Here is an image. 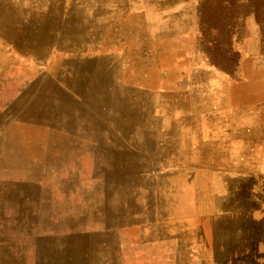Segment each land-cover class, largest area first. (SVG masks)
<instances>
[{
	"label": "rangeland",
	"instance_id": "rangeland-1",
	"mask_svg": "<svg viewBox=\"0 0 264 264\" xmlns=\"http://www.w3.org/2000/svg\"><path fill=\"white\" fill-rule=\"evenodd\" d=\"M148 1L67 0L65 5L63 0H54L55 6H58L56 7L58 18L62 13L65 20L74 23V28L84 27L82 23L75 25L74 5L83 7L89 4L90 6L84 8L88 17H99L98 10L92 13L94 4L97 6L101 4L106 12L102 14L100 26L94 33L79 35L73 33L74 39L77 37L79 39L72 41L71 44L57 43L51 55L32 56L30 49L19 52L8 43L6 53L11 57L1 60L3 63L0 66V86L4 89L12 87L21 89L29 81L37 79L41 84L48 80L53 82V85L66 89L78 91L100 89L105 97L114 96L118 107L122 106L120 98H126L129 108H132L147 100L136 94L139 90L152 92L153 97L149 98L152 102L158 100L163 91L169 92V95H172L170 91L188 92L191 82L175 79L176 75L187 74V71L174 63L182 61L189 70L195 72L197 67L194 64L199 60L201 65L198 70L206 79L212 80L210 82L212 93L208 98L211 102L225 101L228 104L221 107L218 115L216 114L214 129L215 134L219 129L218 120L219 123L224 122L221 132L226 142L220 148L225 147L226 160L220 164L214 162L210 167L206 166L205 162L199 163L197 158V169L200 172L209 170V173H213L214 189H217L216 185L221 177L244 175L252 179L249 189L256 191L260 202L253 211L258 219L259 231L257 236L248 241L249 262L246 264H264V169L250 167L247 163L253 149L249 145L254 139L250 138L261 133V128L264 127V48L262 56L248 55L251 50L243 42L244 27L246 22L248 24L250 16H255L264 37V0H259L263 2L259 6L245 5L224 10L223 16L228 15L232 19H225L223 24H218L220 28L210 26L213 20L205 26L202 25L200 0ZM246 2L247 0H241V3ZM224 24L227 28L221 29L225 27ZM173 26L179 28L182 38L176 43L177 50L175 43L171 44L173 41L167 45H161L159 41V32L174 34ZM180 52L182 58L178 56ZM29 61L31 65L27 66V69L34 67V78L25 75V71L20 74L22 70L19 64ZM206 62L211 63L210 68L206 66ZM217 63L223 65L224 69ZM64 74L70 75L73 79L61 82L67 79L62 76ZM36 93L24 97H17L15 94L12 97V109L3 108L6 113L5 120L9 121L12 127L18 115L22 111L24 113L28 104L34 100ZM90 99L92 98L72 99V104L86 106V109L90 110L94 106ZM74 100L76 102H73ZM161 100L164 104V97H161ZM80 106L76 109L78 113L83 111ZM197 112L200 118L209 117L206 112L201 110ZM91 114L85 116L83 120L89 118L90 123H94L98 116ZM102 120L113 124L116 116H102ZM200 131L203 139L207 136L209 140L212 139L211 127L207 131L201 124ZM2 139L1 136V143ZM172 145L177 148L179 143L167 139V146ZM259 149V155L264 154V147L259 146ZM165 154L168 155L169 152ZM157 171L162 172L160 166ZM236 228L238 229L235 236H239L237 234L241 233V228L237 225ZM213 237L214 233L210 227L208 232L206 227L204 228V234L201 232L197 234L194 231L184 233L178 244L181 264H235L233 258H226L224 263H221L217 253L210 247ZM24 244L22 243L21 249H18L20 254L18 261L20 264H31L29 247H25ZM5 245L0 241V264H13V260L16 259L14 252L10 257L9 250L1 251Z\"/></svg>",
	"mask_w": 264,
	"mask_h": 264
},
{
	"label": "bare ground",
	"instance_id": "bare-ground-1",
	"mask_svg": "<svg viewBox=\"0 0 264 264\" xmlns=\"http://www.w3.org/2000/svg\"><path fill=\"white\" fill-rule=\"evenodd\" d=\"M151 1L164 2V0H149L148 2ZM19 2L23 3V7H18ZM63 2L66 5L67 0H63ZM74 6L73 18H75V25L84 24V28L82 29L83 34L94 33L100 26L102 14L106 12L102 9L103 6L101 4L98 6L94 4L95 8L92 9V13L98 10L99 17L87 16V11L84 8L90 6L89 4L83 7ZM56 7L58 6H55L54 0L0 1V32H7L5 40H1L0 42V66L3 63L1 60L11 57L6 53L8 43L12 44L14 50L19 52L33 49L40 53L50 49L59 42L71 44L72 41L79 39V37L74 39V34L70 33L74 23L65 20L62 13H60V17L58 18ZM23 13H28L29 17ZM176 37H179L177 30L174 31L173 35L163 36L160 43L161 45H167L171 40L178 42V38L176 39ZM178 56L182 58L181 52ZM174 64L186 69L187 76L192 78L189 81L191 82V88L188 92L177 91L173 93L170 91L172 95H169L167 91H163L160 94V98L152 103L166 109L164 113L165 123L169 126V129H166L164 132L156 130V134L152 133V138L164 135L166 143L167 139L171 138L182 145L184 153L187 155L190 151H193V143L197 148L196 155L199 163L205 162L206 166H210L214 162L220 164V162L226 160L225 147L220 148L226 142L221 132L224 122L219 123L218 120L219 129L215 134L214 129L217 119L216 114L218 115L219 109L226 107L228 102L210 101L208 97L212 93V85L210 84L212 80L206 79L203 76L204 74L198 70L201 65L199 61H197V68H195L197 70L195 72L189 70L182 61H179V63L175 62ZM27 66L29 65L25 63L19 64L22 73L25 71V75L34 78L35 69L31 67L32 69L28 70ZM62 76L67 78L61 81L63 83L68 79H73L70 75L64 74ZM222 78L224 77L222 76ZM12 88L4 89L0 86V151H2L0 160V201L5 198L6 202L9 203L8 198L16 194L12 189H27V193L26 191H23V193H26L27 200H33L36 203L38 207V219L40 223L44 224L50 218L53 211V208L48 207L45 199L62 191V189H58L59 185L66 184L71 185L68 192L79 197L74 207L76 210L74 215H77L79 221L85 222L88 224V227H93L98 222L113 221L114 218L119 216V212L114 207L110 208L112 205L110 199L111 189H117L116 192L118 193L119 188L116 187V183L112 182L111 184H106L104 189L103 183L90 178V170H85V165L86 162L92 164V147L86 142L76 139L78 137L76 132H78L80 127L83 128L89 125V118L87 120H83V118L91 114V112H93L91 115H95L94 113H96V116L120 117L129 108L127 99L120 98L122 106L118 107L113 98L114 96L105 97L104 92L100 89H87V93H89L88 97L92 98L90 100L94 106L89 112L78 113L74 110L72 102L69 104L70 108L68 106V100L62 93V90L66 88L53 85V82L48 80H44L40 84L35 79L25 83L21 89ZM32 93H36L34 100L28 104L24 113L22 111L18 115L12 127L9 121L5 120L6 113L3 111V108L8 107L10 110L12 107V97L15 94L17 97H24ZM161 97H164V104ZM216 97L219 98L218 95ZM35 109H37L36 112H34ZM198 110L208 113L209 117L200 118ZM32 121L54 123L55 128L59 127L62 123L66 124L65 128L69 132L67 135L68 142L57 144L58 146L55 149H60L59 153L56 154L55 151L52 153L54 147L45 142L39 144L42 153L39 157H33L27 151L30 148V142H25V139L30 140L37 137L24 124L25 122ZM201 124H203V129L206 128L207 131L211 127L212 139L209 140V136L207 135L205 139L202 138V131H200ZM261 129V133L250 138L254 140L249 145L253 149L247 163L250 167L256 169H264V154L259 155V146L264 147V127ZM56 132L54 133L51 130L50 133V139H53L55 143L60 139ZM1 136L3 137L2 143ZM21 139L24 141L20 142ZM103 162L105 163L104 159ZM212 175L213 173L210 172L209 179L212 178ZM204 178H206V175ZM219 181L216 185L215 197L210 199L209 203H207L208 205L203 206L201 204L198 206L196 214L209 215L208 222L212 228L211 231L214 233V237L210 241V247L213 252L217 253L221 263H224L226 258H233L235 264H246L249 262V253L247 252L248 241L257 236L259 231L258 219L253 211H255L254 209L258 207L257 205L260 202L256 191L249 189L252 179L248 176H225L221 177ZM81 184L96 189H87L86 197L83 195L85 189H78L77 187ZM172 199L176 201L175 198ZM122 202L123 199L121 197L115 196L113 199V205L118 203L115 205L116 207L120 206ZM225 212L228 213L226 214ZM3 213L4 209L3 211L0 209V218ZM76 225L75 223L71 224L70 229H77ZM236 225L241 228V235L237 234L239 236H235L238 229ZM83 227L85 226L79 225V229ZM50 230L52 234H56L62 232L65 228L51 227L49 228ZM89 230L87 236L85 232H81L83 237L76 239L80 242L79 252L84 249L85 244L87 246L90 243L89 240L92 241V238L93 241L95 240V237L89 233ZM115 236L110 235L108 241L103 239L97 241V248L99 250L95 248V253L100 250L115 249L117 247V244L113 243ZM85 240L86 243L84 242ZM163 246H165L166 250L154 251L151 257L141 258L140 263L181 264L179 260L181 258L180 254L173 251L174 243L166 242ZM77 248L78 245L75 249ZM38 250H42L40 255H43L46 251L45 246L39 247ZM18 258L14 259L12 263L20 264ZM126 264H130V260H126Z\"/></svg>",
	"mask_w": 264,
	"mask_h": 264
},
{
	"label": "crops",
	"instance_id": "crops-1",
	"mask_svg": "<svg viewBox=\"0 0 264 264\" xmlns=\"http://www.w3.org/2000/svg\"><path fill=\"white\" fill-rule=\"evenodd\" d=\"M18 7H23V3L19 2ZM83 28L73 27L70 33L83 34ZM173 30L178 31L179 37L176 39L180 40L179 28L173 26ZM159 33V41H161V38L167 34ZM243 33H245L243 42L251 50L247 54L262 56L263 31L255 16L249 17ZM6 34L7 32H0V42L5 40ZM173 43L177 42H171ZM56 45L45 53L40 52L42 54L31 49V55H51ZM175 48L177 50L178 46ZM30 61L25 64L31 65ZM194 65L197 67V61ZM206 66L210 68L211 63L206 62ZM175 79L186 83L192 80L187 74L176 75ZM62 93L68 100V106L72 99L89 95L87 90L76 89H65ZM136 94L147 100L127 108L120 117H116L113 124H108L102 120V116H98L94 123L80 127L76 132L78 136L76 139L92 147V164L86 162L85 165V170H90V178L103 183L104 189L106 184L112 182L117 184L118 193L117 189H111L110 208H116L119 216L111 222H98L94 224L95 227H88V224L79 221L77 215H74L76 212L74 207L79 197L68 192L71 185L63 184L58 188L62 191L45 199L48 207L53 208V211L47 222L43 224L38 219L36 203L26 198L27 189H12L16 194L8 198L9 203L5 198L0 201V209L2 211L4 209L0 218V241L6 244L1 251L9 250L10 255H8L17 258L20 257L18 249L20 250L21 244L25 243L24 246L29 247L30 250L31 264H126V260H130V264H142L141 258L151 257L154 251L166 250L163 246L166 242H173V251L180 254L178 244L184 233L194 231L197 234L200 232L204 234L205 227L207 232L209 227L212 230L208 222L209 215L196 213L198 206L208 205L210 199L215 197L213 175L209 179V170L198 171L197 148L193 143V151L187 155L181 144L177 145V148L174 145L168 147L164 135L152 138V133L156 134V130L164 132L169 129L165 123L166 109L152 104L149 99L153 97L152 92L139 90ZM73 106L76 110L80 105ZM80 107L83 108L80 112L90 111L86 106ZM36 111L37 109L34 110ZM94 114L96 117V113ZM24 124L37 135L30 140L25 139V142H30L27 151L33 157L42 154L39 148L42 142L53 146L52 153L55 151L56 154L60 152V149H55L57 144L68 142L69 132L64 123L57 128L50 122L32 121ZM49 128L54 133L57 131L56 134L60 137L57 143L50 139ZM22 141L24 140L21 139L20 142ZM158 166L161 167L162 172L157 171ZM77 187L85 189L83 195L86 197L87 189H96L83 184ZM115 196L123 199L120 206H115L118 203L113 205ZM74 223L78 228L72 230L70 227ZM79 225L85 227L79 229ZM51 227H63L65 230L52 234V231H49ZM88 229L95 240L93 241V238L92 241L89 240L90 243L87 246L85 244L84 249L79 252L80 242L76 239L83 237L81 232H85L87 236ZM110 235H116L113 243H116L117 247L110 249L111 251L105 249L95 253V248L99 250L96 242L100 239L108 241ZM84 242L86 243V240ZM77 245L78 248L75 249ZM43 246L46 251L40 255L44 249L39 251L38 248Z\"/></svg>",
	"mask_w": 264,
	"mask_h": 264
},
{
	"label": "trees",
	"instance_id": "trees-1",
	"mask_svg": "<svg viewBox=\"0 0 264 264\" xmlns=\"http://www.w3.org/2000/svg\"><path fill=\"white\" fill-rule=\"evenodd\" d=\"M263 2H259V0H247L246 3H241V0H200V18L202 25H207L211 20H213V23L210 24V26H213L214 28H220L218 24H223L225 19H228L230 16H223V11L229 9L230 7L237 8L239 7H245L257 5L259 6ZM232 19V18H229ZM208 22V23H207ZM225 27H221V29L227 28V25L224 24ZM223 25V26H224ZM205 32L206 29H205ZM230 37V35H228ZM228 56V52H227ZM226 56V57H227ZM237 56V55H236ZM220 67H224L223 65H220L217 63ZM224 69V68H223Z\"/></svg>",
	"mask_w": 264,
	"mask_h": 264
}]
</instances>
